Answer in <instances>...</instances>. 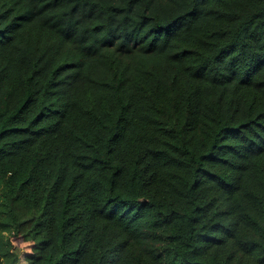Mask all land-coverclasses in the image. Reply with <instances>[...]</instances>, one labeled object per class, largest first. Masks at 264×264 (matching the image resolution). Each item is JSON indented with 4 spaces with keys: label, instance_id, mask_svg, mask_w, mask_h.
Listing matches in <instances>:
<instances>
[{
    "label": "trees",
    "instance_id": "1",
    "mask_svg": "<svg viewBox=\"0 0 264 264\" xmlns=\"http://www.w3.org/2000/svg\"><path fill=\"white\" fill-rule=\"evenodd\" d=\"M0 264H264V0H0Z\"/></svg>",
    "mask_w": 264,
    "mask_h": 264
},
{
    "label": "rangeland",
    "instance_id": "2",
    "mask_svg": "<svg viewBox=\"0 0 264 264\" xmlns=\"http://www.w3.org/2000/svg\"><path fill=\"white\" fill-rule=\"evenodd\" d=\"M14 249H15L14 253L20 254L21 247H20V242L19 241H15V248Z\"/></svg>",
    "mask_w": 264,
    "mask_h": 264
}]
</instances>
